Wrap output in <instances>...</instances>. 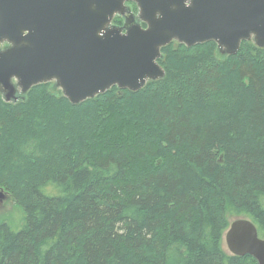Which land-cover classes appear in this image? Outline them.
<instances>
[{"label": "trees", "instance_id": "16d2710c", "mask_svg": "<svg viewBox=\"0 0 264 264\" xmlns=\"http://www.w3.org/2000/svg\"><path fill=\"white\" fill-rule=\"evenodd\" d=\"M160 53L164 76L137 91L113 86L78 104L49 82L16 101L0 94V164L13 165L0 168V188L23 212L18 229L0 219V264H258L220 240L241 217L264 238V46L244 40L221 56L213 41L173 40ZM125 104L149 114L130 113L124 128H158L145 149L98 138L75 153L76 136L56 141L67 117L106 122ZM46 144L54 156L41 167ZM92 147L101 151L84 154ZM137 158L150 163L132 169Z\"/></svg>", "mask_w": 264, "mask_h": 264}, {"label": "water", "instance_id": "95a60500", "mask_svg": "<svg viewBox=\"0 0 264 264\" xmlns=\"http://www.w3.org/2000/svg\"><path fill=\"white\" fill-rule=\"evenodd\" d=\"M130 1L146 25L123 31L110 22ZM173 40L213 41L227 55L244 40L263 47L264 0H0V42L9 43L0 50V86L8 100L15 84L25 93L54 80L73 104L113 86L137 91L164 76L160 48ZM224 239L230 253L264 264V238L250 219L232 220Z\"/></svg>", "mask_w": 264, "mask_h": 264}, {"label": "rangeland", "instance_id": "374dc122", "mask_svg": "<svg viewBox=\"0 0 264 264\" xmlns=\"http://www.w3.org/2000/svg\"><path fill=\"white\" fill-rule=\"evenodd\" d=\"M125 7H126L125 12L121 16L122 27L125 28V27H128L134 23L140 24L141 20L138 17L139 10H138L137 4L134 2H130V3H126ZM3 43H5V42H2L0 44V49L7 47V46L4 47ZM217 51L220 53L221 56L227 55V54H224L222 51H220L218 48H217ZM45 83H48V82H45ZM54 86H55V82L49 81V88L50 89H56V90L59 89L58 87H54ZM17 93H19V91H17ZM137 102H138V100L136 101V103ZM135 104H125L124 106H122L123 108H121L119 110H108L110 115H109L108 120L106 122L105 121H97L96 114H94L93 112H90V114L81 115L80 118L78 117L79 119H77V118L69 119V117H67V120H66L67 123H64L62 125V128L59 131L60 134H57V140L56 141L58 143H61L63 141H69V139H71L73 136L74 137L76 136L77 141H76V144H74L73 146L76 149L78 148L75 152V153H77V152H80L82 150V147L85 145V143L96 144L95 141H96V139L99 138L102 141H106L109 145H111L113 143H118L122 146H126V145L128 146L129 145L131 147L126 148L123 151H130L132 153H137V152H139V150L145 149V147H146V143L142 142L145 134L149 135V132L152 130V132L150 134V135H152V134L158 132V128L154 127V124H152L151 121H149L147 124H145L142 127V129H134L132 127H129V128L123 127L126 123L131 122V119L128 116L130 113L136 112L137 115H141L142 117H146L149 114L147 112V110H145V108H143V107L137 108L135 106ZM115 109H117V108H115ZM118 113H121V114H118ZM8 126H9V124L6 125L7 128H8ZM91 130H92V133H91ZM65 131H68V132H65ZM100 132H102V134H101V136H98V134ZM94 134H96V135L92 136ZM84 135H89L90 138L87 140L84 138ZM46 147H48V148L46 149ZM46 147H45V151H40V149H38L39 152L35 154V156L41 160V165H42L41 167H43V165H45L46 159L52 158L54 156V153H53L54 149L50 150V145L48 146V144H46ZM38 148H40V147H38ZM21 150H22L23 154L27 151H31L28 148H26L25 146L22 147ZM3 151H4L3 149H0V159L4 158V152ZM100 151L101 150L97 149V147H92L88 151L87 150L84 151V154H88V152L91 154H97ZM109 151L112 152L113 148H111V147L107 148L106 152H109ZM73 156H74V154H73ZM25 160H26V157L24 156L23 161H25ZM140 161H142V159H140V158L133 159V163H132L131 168L136 169L137 166L145 167V166H148L150 163L149 160H148L149 163H147V162L143 163ZM5 165L9 166V167H7L6 171H9V170L11 171L13 165L6 164V161H4L3 163L0 164V168H2ZM56 166L63 167V163L58 162ZM4 190H3V192L5 194L4 198H2V200L0 201V219L5 220L8 223H12L13 226L15 227L14 229H18L17 226L19 224H22V218H23V212H22L21 206L16 202V200L14 199V197L12 195H10L6 190L5 191ZM232 220L233 219H231L230 222ZM224 234H225V232L223 231V234H222V237L220 240V246L222 247V249L228 251V248H227V245H226L225 239H224ZM165 237H166V234L158 231L157 239L160 242H162ZM170 253H172V251H170ZM171 257L172 256L170 255V259H171ZM75 261L77 263H80V260L78 258H76ZM174 261L176 262V258L170 260V262H171L170 264H175Z\"/></svg>", "mask_w": 264, "mask_h": 264}, {"label": "flooded vegetation", "instance_id": "af4514ba", "mask_svg": "<svg viewBox=\"0 0 264 264\" xmlns=\"http://www.w3.org/2000/svg\"><path fill=\"white\" fill-rule=\"evenodd\" d=\"M3 44H4V47H5V46H7V44H6V43H3ZM0 91H1V88H0ZM21 96H22V95H21V93H20V92H19V93H17V94H16V99H18V98H21Z\"/></svg>", "mask_w": 264, "mask_h": 264}, {"label": "bare ground", "instance_id": "6f19581e", "mask_svg": "<svg viewBox=\"0 0 264 264\" xmlns=\"http://www.w3.org/2000/svg\"><path fill=\"white\" fill-rule=\"evenodd\" d=\"M4 190V188H2ZM5 191V190H4Z\"/></svg>", "mask_w": 264, "mask_h": 264}]
</instances>
